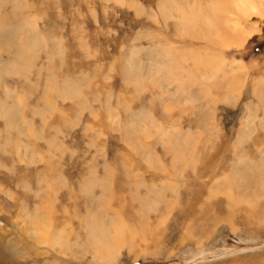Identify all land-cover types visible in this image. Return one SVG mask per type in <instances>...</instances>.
<instances>
[{"label":"rangeland","instance_id":"obj_1","mask_svg":"<svg viewBox=\"0 0 264 264\" xmlns=\"http://www.w3.org/2000/svg\"><path fill=\"white\" fill-rule=\"evenodd\" d=\"M263 160L264 0H0V264H264Z\"/></svg>","mask_w":264,"mask_h":264},{"label":"bare ground","instance_id":"obj_2","mask_svg":"<svg viewBox=\"0 0 264 264\" xmlns=\"http://www.w3.org/2000/svg\"><path fill=\"white\" fill-rule=\"evenodd\" d=\"M231 74V73H230ZM264 161V160H263ZM261 163H263V162H261ZM255 167H257V166H255ZM254 167V168H255ZM243 168V166L241 167V169ZM247 168V167H246ZM245 168V169H246ZM248 169V168H247ZM246 169V170H247ZM243 170V169H242ZM249 171L251 170L252 171V168H250V169H248ZM255 170H261V171H264V165H262L261 167H258L257 169L255 168ZM245 171V170H244ZM250 171V172H251ZM250 172H249V175H250ZM242 174H243V171H242ZM245 174V173H244ZM245 176V175H244ZM258 176V175H257ZM253 177V176H252ZM247 178V177H246ZM249 178H251V177H249ZM254 178V177H253ZM248 179V178H247ZM256 179V178H255ZM254 180V179H253ZM254 181H252L251 180V183H253ZM262 185H261V187L262 188H264V181L262 180ZM250 184V183H249ZM261 188V189H262ZM93 218V217H92ZM95 220H96V218H94ZM103 220V219H102ZM101 220V221H102ZM97 221H98V219H97ZM96 221V222H97ZM107 221V220H106ZM93 222V221H92ZM96 222H93L92 224H90L91 225V228H90V232H91V235L90 236H95V237H97V238H100V240L98 241L97 240V242H98V245H97V248H95V249H97V252L98 253H103V256H104V259H107L108 258V256H107V252L109 251V250H111L113 247H115L116 246V243H118L119 242V240H118V238L116 239V237H112V236H106L105 235V232L107 231V230H105V229H103V228H100V226H99V224L98 223H96ZM104 222H105V219H104ZM100 223V222H99ZM113 223V222H112ZM101 224V223H100ZM103 224V227H104V223H102ZM113 225V224H112ZM89 226V225H88ZM120 227H126V225H124V224H121L120 225ZM120 227H116V230L117 231H119V233L121 234V232H120ZM107 228V227H106ZM113 228V227H112ZM105 230V231H104ZM113 231H115V230H113ZM114 235V234H113ZM122 235V234H121ZM92 238V237H91ZM91 240V239H90ZM96 240V239H95ZM95 242V241H94ZM96 242V243H97ZM93 243V242H92ZM95 243V244H96ZM95 244H93V245H95ZM99 255V254H98Z\"/></svg>","mask_w":264,"mask_h":264}]
</instances>
